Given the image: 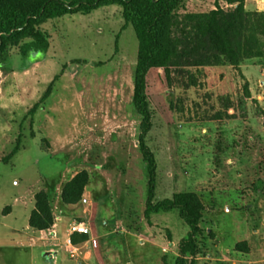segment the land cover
<instances>
[{"label": "rangeland", "instance_id": "374dc122", "mask_svg": "<svg viewBox=\"0 0 264 264\" xmlns=\"http://www.w3.org/2000/svg\"><path fill=\"white\" fill-rule=\"evenodd\" d=\"M214 7L215 0H184L181 10ZM124 23L119 5L56 17L43 24L47 52L23 58L13 50L0 60V264L74 263L63 250L53 262L49 241L29 225L40 189L50 194L55 222L61 215L70 223L87 221L95 210L105 264L175 263L190 227L177 210L145 217L148 174L132 104L138 39ZM192 72L196 84L184 77L172 89L173 123L153 110L148 139L158 162L155 200L181 191L203 200L193 264H264V58L247 59L240 69ZM246 81L251 96L242 109ZM19 135V151L5 160ZM83 169L90 173L83 199L75 207L64 204L63 184ZM94 264L100 263L94 258Z\"/></svg>", "mask_w": 264, "mask_h": 264}, {"label": "trees", "instance_id": "16d2710c", "mask_svg": "<svg viewBox=\"0 0 264 264\" xmlns=\"http://www.w3.org/2000/svg\"><path fill=\"white\" fill-rule=\"evenodd\" d=\"M183 1L0 0V60L13 50L23 58L47 52L51 45L50 34L43 24L50 19L67 14H89L107 5L121 7L124 25H131L138 39L132 104L140 116L138 147L148 174L145 217L149 218L151 213L177 210L190 230L179 242L174 264H193L200 252L198 236L202 232L205 205L200 195L193 191L175 192L171 197L155 200L158 162L148 139L153 127V110L167 123L174 122L177 103L172 89L184 77H188L189 84H196L192 69L224 65L240 69L247 59L264 58V10L247 8L246 0H215V7L211 10L182 12ZM119 35H116V45ZM57 78L58 75L30 113H34L49 95ZM250 96L249 82L246 81L244 96L239 100L242 109ZM236 115L227 110L228 117L236 118ZM20 143L19 135L16 146L5 160L19 151ZM89 182V171H78L63 184L61 201L67 205L79 203ZM34 197L29 225L37 230L51 228L55 216L48 190L40 189ZM71 238L74 244H79L89 237L84 233L80 236L73 233ZM237 247L247 249V243L239 242Z\"/></svg>", "mask_w": 264, "mask_h": 264}, {"label": "crops", "instance_id": "0c3cea01", "mask_svg": "<svg viewBox=\"0 0 264 264\" xmlns=\"http://www.w3.org/2000/svg\"><path fill=\"white\" fill-rule=\"evenodd\" d=\"M260 0H251V2L248 4V0H246V7L249 9H262L260 6ZM86 202L90 203H95V201H91L90 199L84 198ZM77 204H73L72 206H77ZM97 207V204L95 206V209ZM85 213V209H83ZM90 216L88 217V220L86 221L89 227L91 228V232L88 235V240L79 244H74L78 248H80L81 253L78 254L77 257H72L74 260V263L71 264H94V258L100 263V264H105V260L103 259L101 255V248L99 242L96 240L97 238V231L95 229V224L92 222V220L95 217V210L94 212H90ZM65 216L61 215L59 221L57 220L54 225L45 230H37L34 229L35 233H38L40 235V238L43 240L49 241L47 244V253L50 254H55L56 258L51 260L55 262L58 258V254L60 250H63L64 252L70 253L67 250V245L65 243V238L67 237L68 234V228H69V223L70 221L66 222L64 219ZM53 231L56 232V234H53ZM49 234L50 236H47ZM80 236L81 233H78ZM165 248V247H164ZM70 255V254H69ZM71 257V255H70ZM65 264V263H64ZM67 264V263H66Z\"/></svg>", "mask_w": 264, "mask_h": 264}, {"label": "built area", "instance_id": "2783aa9c", "mask_svg": "<svg viewBox=\"0 0 264 264\" xmlns=\"http://www.w3.org/2000/svg\"><path fill=\"white\" fill-rule=\"evenodd\" d=\"M91 232V228L87 224L86 221H73L69 224L68 228V234L67 237L65 238V243L67 245V250L70 252L71 257H77L78 254L81 253L80 248L74 245L72 242V234L73 233H81V234H89ZM53 234L55 235L56 232L53 231ZM52 259H55L56 256L55 254H51Z\"/></svg>", "mask_w": 264, "mask_h": 264}]
</instances>
